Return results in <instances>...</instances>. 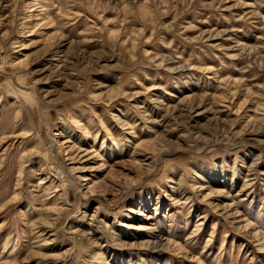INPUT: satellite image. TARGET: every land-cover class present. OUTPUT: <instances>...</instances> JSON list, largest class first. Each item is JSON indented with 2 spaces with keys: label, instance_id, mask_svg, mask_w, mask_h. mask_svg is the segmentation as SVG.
I'll return each instance as SVG.
<instances>
[{
  "label": "rangeland",
  "instance_id": "374dc122",
  "mask_svg": "<svg viewBox=\"0 0 264 264\" xmlns=\"http://www.w3.org/2000/svg\"><path fill=\"white\" fill-rule=\"evenodd\" d=\"M263 245L264 0H0V264Z\"/></svg>",
  "mask_w": 264,
  "mask_h": 264
},
{
  "label": "bare ground",
  "instance_id": "6f19581e",
  "mask_svg": "<svg viewBox=\"0 0 264 264\" xmlns=\"http://www.w3.org/2000/svg\"><path fill=\"white\" fill-rule=\"evenodd\" d=\"M64 141H65V140H64ZM67 143H68V142L60 143V146L65 145V144H67ZM64 151H65V150H64ZM72 151H73V150H71V151L69 150L68 156L71 155V152H72ZM80 178H82V181H83V182L86 181V177L83 176V177H80ZM144 231H145V230H144ZM258 238H260V237H258ZM159 241H160V240H159ZM260 242H262V241H260ZM155 244H156V242H155ZM164 244H165V243H164ZM161 245H162V243H161ZM161 245H159V243H157V245H154V246H153L152 250H155V251H156V250H159V248H160ZM150 246H151V245H150ZM157 246H158V249H157ZM260 246H261V244H260ZM260 250H264V245H263V248H261Z\"/></svg>",
  "mask_w": 264,
  "mask_h": 264
}]
</instances>
